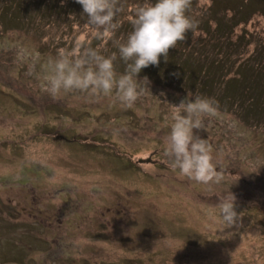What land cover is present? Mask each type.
Instances as JSON below:
<instances>
[{
	"label": "rangeland",
	"instance_id": "obj_1",
	"mask_svg": "<svg viewBox=\"0 0 264 264\" xmlns=\"http://www.w3.org/2000/svg\"><path fill=\"white\" fill-rule=\"evenodd\" d=\"M145 2L120 0L106 37L76 0H0V264H52L57 254L59 264H264V0L192 5L198 27L138 74L149 90L130 108L114 93L54 97L41 87L62 51L116 53L125 74L117 41ZM246 81L255 89L229 107L221 89ZM188 95L219 103L206 131L194 130L213 147L219 184L179 175L164 155L174 105ZM232 195L241 218L225 229L219 204ZM57 209L61 226H19Z\"/></svg>",
	"mask_w": 264,
	"mask_h": 264
},
{
	"label": "clouds",
	"instance_id": "obj_2",
	"mask_svg": "<svg viewBox=\"0 0 264 264\" xmlns=\"http://www.w3.org/2000/svg\"><path fill=\"white\" fill-rule=\"evenodd\" d=\"M83 8L87 22L98 34L114 35L119 25L117 15L123 11L120 0H76ZM192 0H155L138 5L132 30L125 42L117 41L119 56L126 65L125 74L117 77L114 61L116 53L105 57L98 50L87 48L83 52L65 54L49 61L47 74L41 87L54 97L61 92L78 90L92 95L110 96L113 93L125 107H132L149 90V81L138 74L148 66H158L160 57L165 61L169 50L185 41L187 34L198 27V21L189 15ZM123 40V37H121ZM75 56V59L71 57ZM194 97V99L192 98ZM170 132L164 155L171 169L179 175L201 184H219L224 173L213 163V147L207 139L194 134L206 131L205 116L215 117L219 103L214 98L188 95L174 105ZM219 215L225 229L238 226L240 215L236 211L235 197L219 204Z\"/></svg>",
	"mask_w": 264,
	"mask_h": 264
},
{
	"label": "trees",
	"instance_id": "obj_3",
	"mask_svg": "<svg viewBox=\"0 0 264 264\" xmlns=\"http://www.w3.org/2000/svg\"><path fill=\"white\" fill-rule=\"evenodd\" d=\"M218 0H211V5L213 6V5H215V4H217L218 2H217ZM199 2V0H192V5H197V3ZM191 5V6H192ZM249 19H251L250 17H249ZM248 19V20H249ZM247 20V21H248ZM215 21V20H214ZM242 23H244V21H242ZM246 23V22H245ZM215 26H214V28H216V26L217 27H219L220 26V24L221 23H219L218 21H215ZM238 24V23H237ZM237 24H235L232 28H234V27H236L237 26ZM222 25V24H221ZM231 28V29H232ZM204 30V29H203ZM230 32V30L228 29V31L225 33V35L227 34V33H229ZM180 49V48H179ZM176 50V48H174V49H172V51H175ZM171 50L169 51V53H171L172 52ZM172 53H174V52H172ZM182 53V52H181ZM241 62H243V61H240V63H239V66L241 65ZM236 63V62H235ZM199 67L197 68L198 70H192V73L195 75V72L197 71V73L198 74H200L199 72H200V65L199 64H197ZM232 65H235L234 63L232 64ZM239 68V67H238ZM238 68H236V69H238ZM184 70H185V72H187L186 74H190V73H188V71H187V68H185V69H180V73H181V75L182 76H184ZM218 71V69H217V67H215V72H217ZM254 74H252V76H253ZM232 77H234V76H231L230 78H232ZM239 77H240V75H239ZM236 78V77H235ZM250 78L252 79V77L250 76ZM189 79V78H188ZM191 81V80H190ZM191 84L193 85V86H195V84L193 83V81H191ZM253 85V83H251V81H246V82H242L241 83V87L239 86V84H238V89L236 90V91H234L233 89H232V84H228V85H225L222 89H221V91L223 92V98H224V102H226L227 103V105L230 107L231 105H232V101H234L236 98H237V96L240 98L241 97V95H246V94H251L252 93V91H253V89H255V88H252L251 90H250V86H252ZM254 86V85H253ZM210 87L208 86V89H209ZM252 96L250 97V99L249 100H252ZM247 108H249V107H246L245 108V111L244 112H250L249 110H247ZM256 115V114H255ZM257 116H259V114H257ZM257 118V117H256Z\"/></svg>",
	"mask_w": 264,
	"mask_h": 264
},
{
	"label": "flooded vegetation",
	"instance_id": "obj_4",
	"mask_svg": "<svg viewBox=\"0 0 264 264\" xmlns=\"http://www.w3.org/2000/svg\"><path fill=\"white\" fill-rule=\"evenodd\" d=\"M66 211L65 210H62L61 211V209H57L55 212H52V213H47L46 215L48 216V217H44L42 220H39L38 222H34V221H32L31 220V222H27V221H24V220H20V222H19V226H22V224L23 223H30L31 225H38V226H46L45 228L46 229H48V228H51V226H53L54 224L56 225H59V226H61L62 224H64L63 223V220H62V216H63V213H65ZM55 213H58V217L57 216H55V217H52L51 218V216H50V214H52V215H54ZM17 215H20V212L17 210H11L10 212H7V217H10L11 219H13V218H15ZM22 215V214H21ZM20 215V216H21ZM23 216V215H22ZM34 217H35V215H33ZM24 217H26V218H30L31 217V215H29V217L27 216V215H24ZM19 219H21V218H19ZM4 220V218H3V211L2 210H0V224H2V221ZM34 220V219H33ZM33 223V224H32ZM11 224L13 225L14 223H12L11 222ZM5 225H10L8 222H6V224ZM11 225V226H12ZM14 226H17V225H14ZM0 227H2V226H0ZM8 227V226H7ZM10 227V226H9ZM8 227V228H9ZM3 228V227H2ZM55 257H58V259H57V262L56 261H54V259L53 258H55ZM52 256L51 258H52V260H50V262L52 263V264H59L60 262H62V261H64V260H62L60 257V255H58L57 254V256ZM132 261H133V259H131ZM74 261V260H73ZM68 262H70V264H71V260H69Z\"/></svg>",
	"mask_w": 264,
	"mask_h": 264
}]
</instances>
